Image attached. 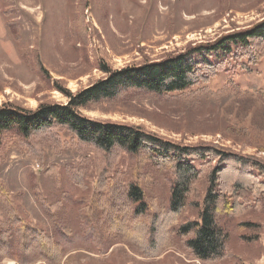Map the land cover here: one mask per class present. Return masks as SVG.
I'll return each instance as SVG.
<instances>
[{
    "label": "rangeland",
    "instance_id": "rangeland-1",
    "mask_svg": "<svg viewBox=\"0 0 264 264\" xmlns=\"http://www.w3.org/2000/svg\"><path fill=\"white\" fill-rule=\"evenodd\" d=\"M262 20L264 0H0V106L10 103L36 110L41 104L66 105L67 91L78 93L107 76L104 66L119 70L161 61ZM251 68L250 72L238 68L236 75L221 73L206 85L214 92L225 89L221 97L147 95L105 101L79 112L95 121L139 127L181 145H218L263 162L264 58ZM70 137L62 133L63 140ZM43 158L39 163L17 148L0 152L1 222L10 229L15 216L19 227L43 229L66 252L61 261L41 258L33 264H232L236 260L264 264V219L256 210L237 220L258 221L262 226L250 242L243 236L251 231L238 227L231 217H218L233 255L218 262L194 258L178 234L171 235V245L156 257H144L132 239L101 247L83 241L79 239L84 234L83 205L95 190L94 156L71 143L60 153L46 147ZM52 166L57 167L53 175L46 172ZM73 169L84 175L80 184L71 176ZM120 169L163 208L168 207L170 184L165 173L158 170L142 177L126 156ZM206 185L203 181L199 186V200ZM40 196L54 206L53 213L46 211ZM198 216V209L186 207L173 229ZM18 254L16 250L14 255ZM0 264L18 262L11 256Z\"/></svg>",
    "mask_w": 264,
    "mask_h": 264
},
{
    "label": "trees",
    "instance_id": "trees-1",
    "mask_svg": "<svg viewBox=\"0 0 264 264\" xmlns=\"http://www.w3.org/2000/svg\"><path fill=\"white\" fill-rule=\"evenodd\" d=\"M263 58L264 20L161 61L119 70L104 66L107 76L78 93L67 91L66 105L41 104L36 110L10 103L1 105L0 152L25 150L42 163L46 147L60 153L73 143L80 152L93 154L97 173L94 193L83 205L84 234L79 238L83 241L98 242L101 247L105 242L132 239L144 257H156L171 245V235L178 234L194 258L203 262L230 259L233 255L226 242L227 234L218 217H231L238 227L251 231L250 236H243L246 241L257 239L262 227L258 221L237 220L252 210L259 211L264 219V161L218 145L186 146L132 125L95 121L79 109L147 95L169 99L190 94L221 97L225 89L214 92L206 85L224 72L236 75L238 68L250 72ZM37 62L40 66L38 59ZM188 89L193 90L185 93ZM260 91L264 99V88ZM62 133H68L70 140H63ZM125 156L142 177L158 170L168 176L167 208L120 169ZM55 170L57 167L52 166L46 172L53 175ZM71 172L76 183L83 182L81 172L74 169ZM203 181L207 187L199 200L196 195ZM192 197L196 200H191ZM39 199L48 213L54 212L53 205L41 196ZM189 206L198 209V218L173 229ZM11 219L10 229L0 220V260L13 256L18 264H33L41 258L47 262L61 261L66 255L61 244L43 229L21 228L19 219L15 216ZM63 233L62 237L67 238L66 232ZM16 250L18 255H14ZM106 250L107 247L102 249ZM232 264L247 263L236 260Z\"/></svg>",
    "mask_w": 264,
    "mask_h": 264
}]
</instances>
